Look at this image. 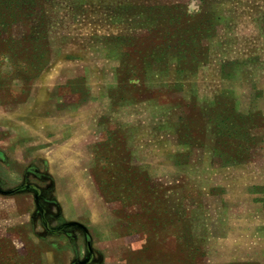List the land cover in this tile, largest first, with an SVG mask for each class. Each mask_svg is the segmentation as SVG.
I'll return each mask as SVG.
<instances>
[{
	"label": "rangeland",
	"instance_id": "rangeland-1",
	"mask_svg": "<svg viewBox=\"0 0 264 264\" xmlns=\"http://www.w3.org/2000/svg\"><path fill=\"white\" fill-rule=\"evenodd\" d=\"M0 264H264V0H0Z\"/></svg>",
	"mask_w": 264,
	"mask_h": 264
}]
</instances>
